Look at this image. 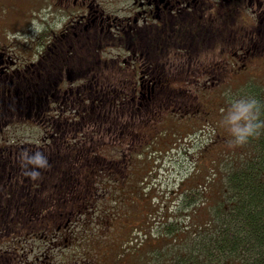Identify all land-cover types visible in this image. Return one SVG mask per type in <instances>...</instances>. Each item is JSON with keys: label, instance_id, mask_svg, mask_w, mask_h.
<instances>
[{"label": "flooded vegetation", "instance_id": "flooded-vegetation-1", "mask_svg": "<svg viewBox=\"0 0 264 264\" xmlns=\"http://www.w3.org/2000/svg\"><path fill=\"white\" fill-rule=\"evenodd\" d=\"M22 6L19 25L0 24V264H123L125 250L112 257L104 233H90L92 204L73 203L60 220L29 212L47 194L40 177L17 172L20 152L50 157L55 140L72 142L76 131H62L61 122L69 126L82 103L92 110L93 74H107L110 63L125 68L120 77L130 83L121 91L133 105L178 90L194 96L184 102L224 93L232 78L264 66V0H22ZM36 17L42 20L34 36ZM8 33H23L28 42ZM181 108L171 115L190 132L214 114L200 100ZM42 109L52 121L38 114ZM23 126L37 128L36 136L21 140L11 132ZM91 234L98 243L87 244ZM71 246L79 250L70 260L54 253Z\"/></svg>", "mask_w": 264, "mask_h": 264}, {"label": "trees", "instance_id": "trees-1", "mask_svg": "<svg viewBox=\"0 0 264 264\" xmlns=\"http://www.w3.org/2000/svg\"><path fill=\"white\" fill-rule=\"evenodd\" d=\"M124 69L114 62L110 63L107 74H93L92 110H86L82 103L83 112L72 121L67 117L69 126L62 120V131L73 129L77 134L72 142L68 136L61 142L55 140L52 148L56 150L47 156L49 166L37 169L40 173L37 182L47 195H38L29 212L41 217L57 215L60 220V212L71 204H81V207L90 203L93 205L91 228L97 231L104 226L105 231L122 215L126 221L130 212L139 209L138 203L142 200L147 209L139 215L144 219L131 232L128 241L129 249L137 247L132 251L133 264H264V132L258 138H250L243 150H236V160L228 163L221 180L216 181L217 164H213L206 172L215 173L204 174L203 178L191 174L184 187L168 194L163 191V199L157 197L154 184L135 185L143 190L134 196L136 205L132 211L124 212L121 203L124 204L125 193L120 194L118 186L125 180L129 187V177L132 172H139L142 164L148 167L144 172H153L154 165L149 159L154 162L150 153L163 139L160 129L178 128L171 113H184L181 105L197 100L205 102L201 96L184 102L194 96L178 90L168 96L142 100L139 106L133 105L132 96L121 91L130 83L120 77ZM252 96L264 102V94L256 92ZM44 111L38 110V114L52 121L53 113ZM211 120L212 117L206 121L212 123ZM172 135L175 133L168 131V137ZM109 146L119 157L110 158L103 152ZM137 157L139 165L133 160ZM21 171L25 172L22 168L17 172ZM147 179L144 177L143 181ZM212 188L219 196L213 206H206ZM129 194L132 196L134 192ZM13 214L14 209L10 212ZM97 221L100 223L93 224ZM152 237L163 242L159 246H145L144 242Z\"/></svg>", "mask_w": 264, "mask_h": 264}, {"label": "rangeland", "instance_id": "rangeland-1", "mask_svg": "<svg viewBox=\"0 0 264 264\" xmlns=\"http://www.w3.org/2000/svg\"><path fill=\"white\" fill-rule=\"evenodd\" d=\"M13 3H15V6ZM22 8V0H0V24L9 26L19 25V19L16 18V13ZM47 14L48 12L44 11V17H46ZM41 20L42 19L36 17L30 28L36 29L41 26ZM29 22L30 20H28L26 24ZM263 68L264 66L256 65L253 69L254 76H239L233 78L228 84V90L224 91V95L216 93L213 96L200 94L203 100L208 103L209 107L215 111V115H212V123L207 121L204 124L199 123L191 132L186 126L178 128L163 127L160 129L164 133L163 139H160L158 144L155 145L154 150L157 151L152 150L150 153V156L154 158V162L149 159V162L154 165L153 172H144L148 167L142 164L139 166V172H132V176L129 177L128 181H131L130 184L128 183L129 187L126 186L125 180L118 186L120 194L125 193L122 195L124 204L123 202L121 203L124 207V212L129 213L136 205L133 198L137 194L140 195V191L143 190L142 188L137 189L138 185L144 187L145 185L154 184L156 186L155 191H157V197L163 199V197L161 198V196L165 194H162L163 191H166L168 194L169 191L176 190L177 187H184L186 179L191 176V174H199V176L203 178L204 174L211 175L215 173L206 172V169L211 168L213 164H217L216 181L221 180L225 170L229 168L228 163H232L236 160V150H243L245 147V144L235 148L228 147L227 141L231 139V137L226 128L221 126L223 112L229 106V101L232 98L252 96L256 92L264 94V70H261ZM214 121L216 123L215 125H213ZM24 128L28 130V134L20 133L22 130H25ZM24 128L13 129L11 132L16 133L17 136L19 135L18 137H20L19 139L21 140L28 139V137L31 138L30 135L33 137L36 136L38 131L37 128H31L29 126ZM211 130H214V132H211ZM168 131L175 133V135L168 137ZM209 138L213 139L208 141ZM103 152L110 158L119 157V155L115 153V149L111 146H109V148H103ZM231 155H234V157L230 158ZM217 156L219 160L213 162L212 158L214 159ZM133 160L135 163L137 162L138 165L140 164L138 162V157ZM144 177H146V179L148 177V179L143 181ZM135 185H137L136 188L134 187ZM131 191L134 192L132 196L129 194ZM218 196V191L212 188V191L208 193L206 206H213L217 202ZM138 207V210L129 213V217L126 221L123 220V215L114 220L111 229H105L104 231V226H102L97 228V231H94V227L92 226L90 231L94 236L104 233L101 240H105V247L109 249L108 254L110 256L113 257L116 253L119 254V248L125 250L123 251L125 254L123 264H133L134 261L132 251H135L137 247L129 249L128 241L132 234L131 232L144 219V216L142 217V214L139 215V213L147 209L142 200L139 201ZM99 223L100 222L97 221L93 224ZM92 234L87 244L99 242L93 239ZM110 241H112L113 244H109ZM149 241H152L155 246H159L163 242L161 238L157 237H152ZM149 241L144 242L145 246L149 245ZM115 243L116 245H114ZM112 246L114 249L111 248ZM76 250H79L78 246H71L68 248H61L54 253L60 255L59 259L65 258L70 260L74 255L73 252Z\"/></svg>", "mask_w": 264, "mask_h": 264}, {"label": "clouds", "instance_id": "clouds-1", "mask_svg": "<svg viewBox=\"0 0 264 264\" xmlns=\"http://www.w3.org/2000/svg\"><path fill=\"white\" fill-rule=\"evenodd\" d=\"M34 29V36L38 35ZM9 39H20L28 42V37L21 33H8ZM264 102L255 96H241L232 98L229 106L223 112L221 126L225 127L231 139L227 141L228 147L235 148L248 143L250 138H258L264 132ZM21 168L26 175L37 179L40 175L37 169H46L48 157L41 151L31 152L27 149L19 154Z\"/></svg>", "mask_w": 264, "mask_h": 264}]
</instances>
